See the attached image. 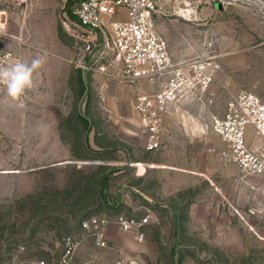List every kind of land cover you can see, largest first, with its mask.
Returning a JSON list of instances; mask_svg holds the SVG:
<instances>
[{"label":"rangeland","instance_id":"374dc122","mask_svg":"<svg viewBox=\"0 0 264 264\" xmlns=\"http://www.w3.org/2000/svg\"><path fill=\"white\" fill-rule=\"evenodd\" d=\"M156 1L157 29L173 59L216 57L220 69L202 99L168 108L166 117L181 118L182 130L165 141L163 128L162 146L153 152L134 109L137 94L151 86L119 77L107 31L89 36L60 0L2 2L0 51L13 58L0 68L43 62L19 99L0 84V264H60L68 237L79 243L72 264H87L86 247L96 240L82 222L103 216L99 182L118 167L124 171L113 184L137 183L152 202L173 208L178 231L168 238L174 248L162 264H264L262 180L229 161L226 144L211 130L212 119L224 116L240 92L264 100V13L200 0ZM187 6L197 13L183 15ZM249 139L258 142L252 131ZM162 163L167 168L155 167ZM146 202L123 213L149 214V226L154 216Z\"/></svg>","mask_w":264,"mask_h":264},{"label":"built area","instance_id":"2783aa9c","mask_svg":"<svg viewBox=\"0 0 264 264\" xmlns=\"http://www.w3.org/2000/svg\"><path fill=\"white\" fill-rule=\"evenodd\" d=\"M0 0V28L2 15ZM26 5L30 0H11ZM64 4L70 0H60ZM219 3L222 7L241 6L264 13V0H200L199 3ZM198 7L187 8L183 15L192 16ZM125 20L117 19L120 13ZM72 14L90 35H109L108 51L121 67L119 77L135 85L141 81L151 86L150 92L139 93L134 109L148 136L147 150L157 151L162 146L163 128L172 104L189 98L202 99L210 88L220 65L216 57L175 61L167 40L157 29L156 18L160 5L156 0H78L72 6ZM13 58L0 51V61ZM212 132L227 146V157L244 174L259 177L264 195V100L250 91H242L227 104L224 116H216L211 122ZM250 131L260 144L250 141ZM151 215L142 218L119 213L115 223L121 231L136 234L144 240V228ZM111 221L107 216H92L82 222V229L94 237L98 246L107 247L106 229ZM79 243L71 237L65 239L60 264H72Z\"/></svg>","mask_w":264,"mask_h":264},{"label":"crops","instance_id":"0c3cea01","mask_svg":"<svg viewBox=\"0 0 264 264\" xmlns=\"http://www.w3.org/2000/svg\"><path fill=\"white\" fill-rule=\"evenodd\" d=\"M123 12L117 16V19L125 20L127 18ZM170 106L177 107L179 104H172ZM172 108L169 109L170 112ZM190 121L192 120L188 119V128H184L188 134H191L193 131L191 127L189 128L192 124ZM180 125L181 118L171 115L165 118V141H172L176 138L177 133L182 130L179 127ZM256 143L260 144L261 142L258 141ZM155 167L159 169L167 168L166 163ZM170 168L178 169L180 172L187 171V168L182 166ZM117 169L119 171L111 175L105 191L107 206L104 205L103 216L109 217L111 221L106 229L108 247H100L97 242L87 245L86 262L87 264H162L166 256L171 259V252H173L174 248L171 244L168 246V241L170 240L168 238L175 237L178 231L174 222V218L176 217L174 216L173 208L167 206L168 203L163 201L154 199L155 202H152L148 194L139 190L137 183L129 186L123 183L120 185L113 184L114 175L123 172L124 167H118ZM133 186L136 188L134 187V189ZM139 201L143 203L147 201L146 203L152 207L151 212L154 216L152 223L144 228L145 238L142 241L134 233L121 231L115 223L116 216L119 213L124 211L132 212L139 209ZM166 217L170 218V224L167 223Z\"/></svg>","mask_w":264,"mask_h":264},{"label":"clouds","instance_id":"9594fccd","mask_svg":"<svg viewBox=\"0 0 264 264\" xmlns=\"http://www.w3.org/2000/svg\"><path fill=\"white\" fill-rule=\"evenodd\" d=\"M41 59H34L31 65L18 61L9 67L0 68V84L4 85L8 97L19 99L32 87L33 72L42 64Z\"/></svg>","mask_w":264,"mask_h":264},{"label":"trees","instance_id":"16d2710c","mask_svg":"<svg viewBox=\"0 0 264 264\" xmlns=\"http://www.w3.org/2000/svg\"><path fill=\"white\" fill-rule=\"evenodd\" d=\"M78 0H70V2L69 3H67V5H66V11H67V14H68V16L72 19V20H76V18L73 16V14H72V6L77 2ZM82 77V79H83V75L81 76ZM84 81V80H83ZM81 120L84 122V124H89V122L87 121V119L83 116V117H81ZM114 173V171H112V172H107V173H105L103 176H102V178H101V180H100V182H99V191H100V193H99V197L101 198V200H102V202H103V205H105V206H107V203H106V198H107V196H106V188H107V185H108V182H109V180H110V177H111V175ZM121 213H123V212H121ZM128 216V215H127Z\"/></svg>","mask_w":264,"mask_h":264},{"label":"bare ground","instance_id":"6f19581e","mask_svg":"<svg viewBox=\"0 0 264 264\" xmlns=\"http://www.w3.org/2000/svg\"><path fill=\"white\" fill-rule=\"evenodd\" d=\"M4 22H5V16L2 15V17H1V23L4 25Z\"/></svg>","mask_w":264,"mask_h":264},{"label":"water","instance_id":"95a60500","mask_svg":"<svg viewBox=\"0 0 264 264\" xmlns=\"http://www.w3.org/2000/svg\"><path fill=\"white\" fill-rule=\"evenodd\" d=\"M84 74H85V72H84V70H82V75H83V77H84Z\"/></svg>","mask_w":264,"mask_h":264}]
</instances>
